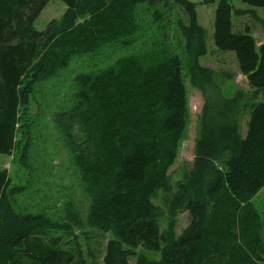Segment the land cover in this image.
<instances>
[{"label":"trees","instance_id":"obj_1","mask_svg":"<svg viewBox=\"0 0 264 264\" xmlns=\"http://www.w3.org/2000/svg\"><path fill=\"white\" fill-rule=\"evenodd\" d=\"M50 1L0 0V155L10 153L19 115L36 88L55 81L73 58L105 56L109 49L129 48L148 22L157 24L161 39L142 55L123 56L106 69L77 75L64 113L54 120L61 138L63 128L68 129L70 164L93 190L84 216L86 226L112 237L102 264H130L132 257L136 258L134 264L263 261L264 236H258L263 231L251 201L264 189V43L257 48L246 31L234 33L232 6L227 0L218 2L214 44L235 54L240 72L252 88L250 103L242 107V92L225 97L214 72L199 64L207 52V31L198 22L195 3L101 0L112 1L102 13L88 6L94 0H59L66 6L62 17L51 21L44 31H36L33 24ZM240 2L264 8V0ZM171 5L185 17L176 19V28L189 58V83L203 98L193 165L185 181L176 186L167 172L186 129L188 112L181 60L166 43ZM83 7H88L92 19L76 25ZM251 13L264 26V19ZM245 115L248 121L243 136ZM73 120L85 136L84 146L71 143L72 124L67 122ZM8 184L6 172L0 171V203L5 201ZM157 194L163 207L153 202ZM180 212L189 214L190 223L176 235L173 221ZM167 217L170 226L161 230L160 221ZM16 218L28 235L38 238L44 233L42 217ZM66 218L80 226L84 222L71 212ZM20 229L0 228V242L9 243L6 262L17 255L12 247L30 251ZM38 241L27 254L33 264H84L71 251ZM138 249L158 253L160 259L150 261L137 254ZM224 252L230 262L222 257Z\"/></svg>","mask_w":264,"mask_h":264},{"label":"rangeland","instance_id":"obj_2","mask_svg":"<svg viewBox=\"0 0 264 264\" xmlns=\"http://www.w3.org/2000/svg\"><path fill=\"white\" fill-rule=\"evenodd\" d=\"M196 4V14L200 25L206 31L207 52L199 59V64L210 68L214 72L215 83L221 88L225 97L231 98L237 91L242 92L243 101L241 106L250 103L249 94L252 91L247 77L240 72L235 54L217 49L214 44V18L217 4L220 0H188ZM233 8L232 31L234 33L247 32L255 41L256 47L264 43V26L256 22L252 13L255 12L264 19V8H253L240 2V0H227ZM94 9L102 13L107 11L112 1L103 2L94 0ZM66 6L59 0H51L41 12L33 27L36 31H44L53 20H59L65 12ZM88 7L81 9L77 17L76 25H82L90 21L91 14L86 12ZM247 11L249 14H235V11ZM110 14V10L108 11ZM170 22L167 45H169L181 60V70L186 88L187 100V126L177 149L173 164L168 168V176L172 186L185 181L186 174L190 171L194 159V145L197 137L198 119L203 106V98L200 92L189 83V58L183 49V40L176 28V19L184 20V15L179 8L171 5ZM91 18V19H90ZM90 19V20H89ZM157 24L145 27L136 44L129 48H116L107 50L108 55L102 53L94 56H77L72 59L67 69L59 72L58 78L50 83H42L34 90L28 107L20 113V122L16 125L13 147L8 155H0V171H5L9 178V184L4 190L5 201L0 203V228L8 231H18L24 235L22 241H28L30 251L25 252L19 245L11 250L17 255H11L10 261L6 262L9 255L8 242H0V264H33L27 254L32 253L31 246H37L38 239L47 242L49 246H59L61 249L71 251L78 260L84 264H102V257L106 243L111 239L109 233H102L89 229L84 219L86 210L93 198V190L84 180L79 170L74 169L69 161L67 128H63V138L56 130L54 120L64 113L68 105L73 89V79L79 74H89L106 69L120 57L131 54H143L152 42L158 44L160 32ZM259 101L261 98L258 99ZM22 112V111H21ZM248 116L245 115L241 122L243 136L247 130ZM70 128L71 143L83 145L85 136L81 132L76 121H68ZM77 146V147H78ZM82 146V147H83ZM77 149V148H76ZM153 202L163 207L161 195L157 194ZM251 206L257 213L260 224L258 236H264V189L251 201ZM75 214L83 224L76 225L66 218V213ZM18 216L32 215L43 218L40 221L44 233L28 235L25 226L18 223ZM247 221H250L248 219ZM169 218L160 221L161 230L170 226ZM190 223L187 212H180L173 221L174 231L179 235ZM22 226V227H21ZM11 234V233H10ZM53 240V241H52ZM51 241V242H50ZM26 243V242H25ZM24 243V244H25ZM239 243V242H237ZM10 249V248H9ZM137 254H143L150 261H158V253L138 249ZM222 257L225 262H230L229 256L224 252ZM263 261L257 262L264 264ZM136 258L129 260L135 263ZM256 261L255 259H253Z\"/></svg>","mask_w":264,"mask_h":264}]
</instances>
